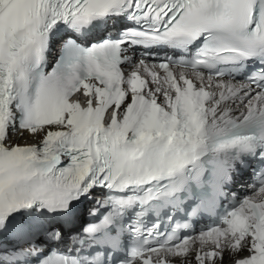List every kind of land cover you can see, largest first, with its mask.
I'll return each mask as SVG.
<instances>
[{
	"label": "snow or ice",
	"instance_id": "snow-or-ice-1",
	"mask_svg": "<svg viewBox=\"0 0 264 264\" xmlns=\"http://www.w3.org/2000/svg\"><path fill=\"white\" fill-rule=\"evenodd\" d=\"M0 264H264V0H0Z\"/></svg>",
	"mask_w": 264,
	"mask_h": 264
},
{
	"label": "bare ground",
	"instance_id": "bare-ground-1",
	"mask_svg": "<svg viewBox=\"0 0 264 264\" xmlns=\"http://www.w3.org/2000/svg\"><path fill=\"white\" fill-rule=\"evenodd\" d=\"M19 142H20V143H24V141H23V140H20Z\"/></svg>",
	"mask_w": 264,
	"mask_h": 264
}]
</instances>
